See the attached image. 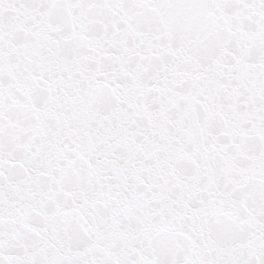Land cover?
Instances as JSON below:
<instances>
[{"label": "snow or ice", "instance_id": "1", "mask_svg": "<svg viewBox=\"0 0 264 264\" xmlns=\"http://www.w3.org/2000/svg\"><path fill=\"white\" fill-rule=\"evenodd\" d=\"M0 264H264V0H0Z\"/></svg>", "mask_w": 264, "mask_h": 264}]
</instances>
